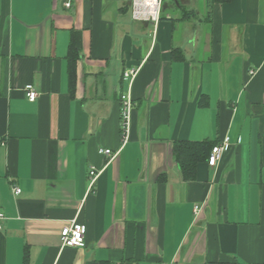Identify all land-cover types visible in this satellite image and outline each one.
<instances>
[{
	"label": "crops",
	"instance_id": "1",
	"mask_svg": "<svg viewBox=\"0 0 264 264\" xmlns=\"http://www.w3.org/2000/svg\"><path fill=\"white\" fill-rule=\"evenodd\" d=\"M171 1L151 23L132 0H0V264H264V0ZM226 138L185 181L174 144ZM74 223L86 245L62 248Z\"/></svg>",
	"mask_w": 264,
	"mask_h": 264
},
{
	"label": "built area",
	"instance_id": "2",
	"mask_svg": "<svg viewBox=\"0 0 264 264\" xmlns=\"http://www.w3.org/2000/svg\"><path fill=\"white\" fill-rule=\"evenodd\" d=\"M163 0H132V18L136 21H144L151 23H158L161 18ZM71 3L67 4L70 7ZM137 71L129 70L125 72L124 79L130 82L135 78ZM252 74L254 72H251ZM26 94L29 101L34 102L38 93L32 85L26 87ZM122 104V138L125 142L128 138L129 133V122H130V112L132 110L133 102L128 96V94H123L121 96ZM230 149V141L226 138L222 143L213 147L210 154L208 164L210 166H216L218 162L222 159L225 152ZM100 153L107 157H112L113 152L109 149H102ZM98 173L96 169L93 168L89 173L90 185L94 186ZM21 189L14 187V193L16 195L21 194ZM4 219L3 215H0V232L2 231L1 221ZM62 248H83L85 247V227L79 224H72L71 226L65 227L61 232Z\"/></svg>",
	"mask_w": 264,
	"mask_h": 264
},
{
	"label": "trees",
	"instance_id": "3",
	"mask_svg": "<svg viewBox=\"0 0 264 264\" xmlns=\"http://www.w3.org/2000/svg\"><path fill=\"white\" fill-rule=\"evenodd\" d=\"M210 5L226 4L233 0H208ZM81 33L72 32L68 53L69 79L71 88L74 89L76 79V63L81 56ZM179 52V53H178ZM173 59L183 60L180 50H173ZM205 100V99H204ZM206 101V100H205ZM203 104V100L201 101ZM217 142L205 140L202 142L178 141L174 144V158L180 166L183 179L191 182L196 179L198 165L209 160L210 154Z\"/></svg>",
	"mask_w": 264,
	"mask_h": 264
},
{
	"label": "rangeland",
	"instance_id": "4",
	"mask_svg": "<svg viewBox=\"0 0 264 264\" xmlns=\"http://www.w3.org/2000/svg\"><path fill=\"white\" fill-rule=\"evenodd\" d=\"M197 1L199 2L198 4L201 5V1L200 0H197ZM172 6H173V2L171 0H163V2H162V10H161L163 15L171 13Z\"/></svg>",
	"mask_w": 264,
	"mask_h": 264
}]
</instances>
